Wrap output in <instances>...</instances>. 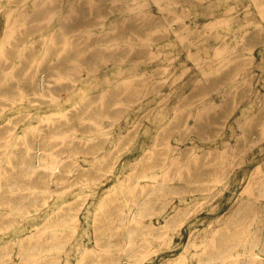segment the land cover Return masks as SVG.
Here are the masks:
<instances>
[{
  "label": "rangeland",
  "instance_id": "obj_1",
  "mask_svg": "<svg viewBox=\"0 0 264 264\" xmlns=\"http://www.w3.org/2000/svg\"><path fill=\"white\" fill-rule=\"evenodd\" d=\"M96 1L85 0L90 12L81 32L101 38L91 48L104 58L50 75L47 85L56 95L54 89L64 87L59 97L43 89L33 98L23 89L9 95L0 88V188L4 180L14 181L7 174L3 179L14 166L11 157L29 154V128L35 134L62 128L69 147L57 162L63 179L38 190L31 207H12L0 194V264H105V253L123 245L105 250L103 216L113 209L111 227L119 229L121 209L135 188L170 172L173 150L179 156L187 148V159L206 155L207 175L173 184L148 213L146 220H155L160 232L138 249L134 264H264V126L249 142L264 108V0ZM71 2L0 0V74L6 84L16 79L27 54L33 55V75L45 59L64 58L52 42L64 35ZM136 4L140 10L133 11ZM50 10L57 16L43 14ZM131 16L148 30L122 37L120 25ZM238 53L243 62L235 72L227 61ZM251 56L257 57L253 65ZM253 71L252 79L245 77ZM112 91L122 96L106 108ZM242 91L253 97L239 99ZM198 107L211 108L204 129L196 126L197 113L184 116ZM84 115L93 116L78 128L73 123ZM81 162L91 168L82 176ZM65 205L68 222L58 216ZM55 230L43 243L47 248L30 259L43 234ZM24 235L31 245H23ZM252 254L258 262L248 261Z\"/></svg>",
  "mask_w": 264,
  "mask_h": 264
},
{
  "label": "bare ground",
  "instance_id": "obj_2",
  "mask_svg": "<svg viewBox=\"0 0 264 264\" xmlns=\"http://www.w3.org/2000/svg\"><path fill=\"white\" fill-rule=\"evenodd\" d=\"M101 1L102 0H97L96 2L100 3ZM59 6L60 2L57 4V8ZM89 7L90 6L85 2V0H81V2L78 3L73 0L66 14L67 19L70 18V20L63 28L64 35L60 34V36L58 34L53 38L52 48L54 49V52L58 50L65 51L66 54L64 55V58L58 62L45 59L42 64V68L44 70L39 68L37 69L36 74L33 75V55L32 53H30V55L27 54L21 61L20 65L18 64V69L15 73L16 79L13 82L6 84V82L2 79L3 75L0 74V88L3 89L2 91L7 92L9 95H13L18 89H23L26 97L33 98L40 93L41 89H43L44 91L42 92L49 91L48 94H53L54 96L59 97L64 91V87L62 89H60V87L54 89L57 91L56 95L53 91V87L49 88V85H47L50 75L52 77L55 76L57 70H62L63 72L68 69L79 70L81 67H88L92 62L104 58L103 52H101L102 54L98 56V51L91 48L92 44L99 42L101 38L92 36L91 31L89 30H83L81 32L83 24H87L85 18L90 12ZM139 7L140 6L136 4V6L133 7V11L140 10ZM45 13L49 15L50 18L57 16V13H52V10H50L49 13L43 11V14ZM140 21V18L137 19L135 16H131L126 20L125 24L120 25V33H122V37L128 35V32L130 31L145 34L148 27L145 24L144 26H140ZM11 24L15 25L16 21L12 20ZM76 32L78 33L74 35L73 33ZM126 51L127 50L123 52L126 53ZM108 54L111 55L110 53ZM250 59L251 61L249 64L253 65L257 57L251 56ZM242 62L241 54L238 53L235 54L233 58L228 59L227 64L229 63L228 66H230V69L232 68L236 72V68L241 66ZM11 65H13L12 60L8 62L6 66L8 67ZM3 66L4 63L0 61V68ZM25 70H29V73L22 76V72H25ZM254 74L255 72L253 71L245 77H254ZM120 92L121 91L111 92L108 100L104 104L106 108H109L112 103L122 96V93ZM248 92L246 93V91H242L237 96L238 98L240 95L241 98L244 95L253 97V93ZM254 95L259 99V101L263 99V94L259 90L254 92ZM126 96H129V93ZM191 102L193 103V101ZM210 109L211 108L209 107H198L195 110L193 108L188 109L184 116L187 118L188 116L197 113V117H200V119L196 126H198V129H204L206 128L205 124H208L205 115L209 113ZM261 115V119L259 120L261 123H257L255 126H252V130H255V132L249 136V142H252L259 137L258 132L256 131L257 129H261V126H264V108L261 110ZM89 116L84 115L77 119L75 121L76 123L73 124L79 128V122L87 124L86 122H83V120L89 118ZM184 122L185 121H183V125L185 124ZM4 129L5 128H0V133L4 131ZM35 133V127H31L25 132V138L30 150L29 154L25 157H22L20 154L12 156L9 163H12L14 166L8 168L3 175V179L6 174L11 176L9 179H14L13 182L10 180H4V185L6 186L0 188V194L3 196L2 200L9 203L12 207L22 209L31 207V203L36 199L38 190L50 187L55 178L63 179L64 177L63 170L57 162L65 150L69 149L67 145L68 134L62 128H56V130L45 129L38 134ZM175 150H173V154L170 155L171 157L168 160L169 166L167 167H170L171 171L162 174L156 173L154 177L150 178L152 182H147L145 185L140 186V189L135 188L132 195L128 197L126 209H121L122 219L120 222L122 226L119 229L114 230L111 227L113 223V219L111 218V213L114 212L113 209L108 211L109 215L105 216V218L103 216L100 224V230H102L103 241L106 244L105 250L120 248L122 247L121 245H123V250H115L113 252L110 251L105 253V264H134V258L139 256L138 249L141 246L150 245L152 243L151 236L160 232L159 229L161 226H158V223H156L155 220H146L148 213L152 212L158 206L163 196L167 192L171 191L173 184L179 185L184 180L189 178L199 179L206 177L207 172L204 171V168L202 169V166L206 161V155L201 154L187 159L188 155L186 153H191L192 148H187L186 150L183 149L179 156H175ZM160 154H163V152H160ZM169 154L170 152L166 150L165 157H168ZM87 163H89V161ZM84 165H86V162H81L78 171V175L80 176L84 175L88 169H91L86 168ZM159 177H162L161 180ZM19 186L25 187V189L20 190ZM58 213L57 214L62 221H70L71 214L70 207L68 205H65ZM3 214H0V217ZM37 220V218L35 220L33 219L30 224L35 226L37 224ZM46 225L41 228L46 227ZM23 230L20 229V232H23ZM56 233L57 230L53 232H45L42 239L32 250L30 259L34 253L38 255L44 248H47L46 246H43V243L51 242ZM28 239L29 237L27 235H24V237L22 236V241L24 242L23 245H31V242ZM92 260L94 259H91V261ZM248 261L258 262L259 259L257 258V254H252ZM90 264H93V262Z\"/></svg>",
  "mask_w": 264,
  "mask_h": 264
}]
</instances>
